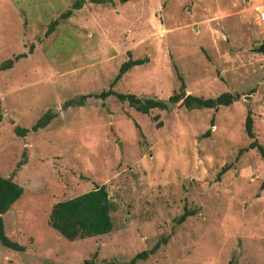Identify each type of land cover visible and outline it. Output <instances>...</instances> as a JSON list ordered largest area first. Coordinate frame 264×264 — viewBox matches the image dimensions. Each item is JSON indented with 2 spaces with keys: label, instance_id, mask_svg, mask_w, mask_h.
<instances>
[{
  "label": "rangeland",
  "instance_id": "rangeland-1",
  "mask_svg": "<svg viewBox=\"0 0 264 264\" xmlns=\"http://www.w3.org/2000/svg\"><path fill=\"white\" fill-rule=\"evenodd\" d=\"M72 1L0 0V62L24 54L0 70V175L22 188L0 216L23 246L0 245V264H126L161 238L135 264H264V160L242 149L248 109L264 151V53L253 50L264 45L255 19L264 0H83L45 34ZM127 51L146 61L121 75L116 92L166 100L179 76L184 94L238 98L215 110L174 103L140 113L111 95L61 108L106 89ZM46 110L54 116L45 127L13 130ZM99 184L108 232L66 240L47 225L54 202ZM183 207L191 213L176 224Z\"/></svg>",
  "mask_w": 264,
  "mask_h": 264
},
{
  "label": "trees",
  "instance_id": "trees-1",
  "mask_svg": "<svg viewBox=\"0 0 264 264\" xmlns=\"http://www.w3.org/2000/svg\"><path fill=\"white\" fill-rule=\"evenodd\" d=\"M80 1L73 0L70 7L59 13L58 16L50 20L47 24L45 34H48L56 25L59 19L63 20L70 15L71 8L77 9L81 6ZM91 3H106L112 0H87ZM126 0H117L118 3H123ZM127 57L121 61L116 69L115 74L108 83L106 89L100 90L97 93L81 94L77 97L69 98L62 102L61 108L64 109L68 106H80L82 105L84 98L94 97L104 99L107 96H113L120 102H125L126 105L131 107L134 111L140 113H147L150 109L167 110L170 104L178 103L184 109L190 110L193 108H209L215 110L218 106H224L230 104L232 101L238 98V94L229 93L227 91L220 92L214 97H200L192 94H184L180 98L183 91V84L179 79V91L170 93L166 100H161L152 97H137L132 93H120L111 89L112 85L126 72L130 67L140 65L146 61L143 56L141 58H131L129 52H126ZM24 57L23 53L12 55L11 58H6L0 62V70L10 68L12 64L19 58ZM54 116L52 112L46 110L42 112L37 119L30 124L28 128L13 126V130L22 136L27 132L36 131L46 126L50 119ZM153 120L157 119V115H152ZM213 122L212 117L209 118L208 124L211 126ZM160 121L155 122V126H159ZM243 131L245 135L251 139L247 146L242 149L254 148L259 157L264 160V151L261 146L257 144L252 132V120L250 112L247 109L243 117ZM201 137L209 135V129H205L201 134ZM241 150L238 151L240 153ZM229 164H223L217 172L216 177L223 173ZM22 193V188L19 184L15 183L10 177L0 175V215L5 213L11 204L16 201ZM110 202L102 184L93 185L91 189L81 192L72 197L54 202L47 214V225L55 230L60 236L66 240H74L78 238L90 237L93 235H99L108 232L111 229V220L109 217ZM191 213V210L182 208V212L174 219L175 223L182 222L187 215ZM164 239L161 238L156 241L150 248L141 250L133 254L126 264H135L139 259H144L147 254L152 253L160 243H164ZM0 245L5 248L15 251L23 250V246L17 244L6 237L2 228V221L0 216ZM75 264H95L91 258H86ZM100 264H112L109 262H102Z\"/></svg>",
  "mask_w": 264,
  "mask_h": 264
},
{
  "label": "water",
  "instance_id": "water-1",
  "mask_svg": "<svg viewBox=\"0 0 264 264\" xmlns=\"http://www.w3.org/2000/svg\"><path fill=\"white\" fill-rule=\"evenodd\" d=\"M253 50H255V51H257V52H260V53H264V45L261 43V44H259L258 46H256V48H254ZM181 95L184 96V92H182ZM244 99L247 100L248 97L245 96ZM117 145H118V143H117Z\"/></svg>",
  "mask_w": 264,
  "mask_h": 264
},
{
  "label": "built area",
  "instance_id": "built-area-1",
  "mask_svg": "<svg viewBox=\"0 0 264 264\" xmlns=\"http://www.w3.org/2000/svg\"><path fill=\"white\" fill-rule=\"evenodd\" d=\"M255 19L258 21H263L264 20V11L259 10L255 15Z\"/></svg>",
  "mask_w": 264,
  "mask_h": 264
}]
</instances>
